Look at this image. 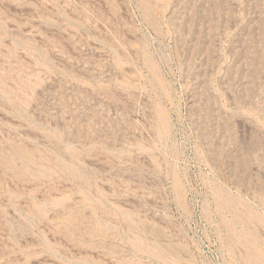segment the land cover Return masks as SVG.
<instances>
[{"label":"rangeland","instance_id":"1","mask_svg":"<svg viewBox=\"0 0 264 264\" xmlns=\"http://www.w3.org/2000/svg\"><path fill=\"white\" fill-rule=\"evenodd\" d=\"M0 264H264V0H0Z\"/></svg>","mask_w":264,"mask_h":264}]
</instances>
